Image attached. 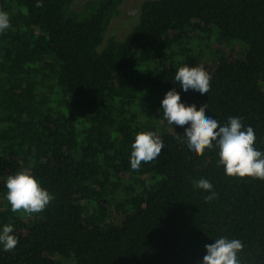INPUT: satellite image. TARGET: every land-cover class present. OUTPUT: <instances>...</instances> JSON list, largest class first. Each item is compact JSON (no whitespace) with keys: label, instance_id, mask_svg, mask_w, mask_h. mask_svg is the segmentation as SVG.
<instances>
[{"label":"trees","instance_id":"trees-1","mask_svg":"<svg viewBox=\"0 0 264 264\" xmlns=\"http://www.w3.org/2000/svg\"><path fill=\"white\" fill-rule=\"evenodd\" d=\"M37 2L0 0V232L19 241L0 264H203L219 238L264 264V180L229 177L215 145L196 155L162 108L176 90L220 126L238 117L264 153V0H146L122 39L106 35L124 0ZM183 66L212 76L207 95L183 91ZM147 131L165 147L133 170ZM21 171L54 197L43 212L11 210Z\"/></svg>","mask_w":264,"mask_h":264},{"label":"clouds","instance_id":"clouds-1","mask_svg":"<svg viewBox=\"0 0 264 264\" xmlns=\"http://www.w3.org/2000/svg\"><path fill=\"white\" fill-rule=\"evenodd\" d=\"M37 8L43 3L37 2ZM11 26L10 16L0 11V33ZM184 92L189 89L207 95L211 90L212 76L200 67H180L175 75ZM162 108L169 124L186 128L184 137L188 147L196 155L203 156L205 150H211L214 145L219 149V163L224 166L229 177L264 180V153L254 148L256 136L253 128L246 129L238 117L229 118L225 126H220L211 116L206 115V103L199 110L195 104L186 106L181 102V96L176 90L168 91L162 100ZM165 147L162 139L154 132H140L132 144L131 167L139 170L141 162H151L161 155ZM195 187L212 195L205 197L211 201L215 197L213 185L205 179L194 182ZM7 200L13 212L23 211L29 215L43 212L54 197L28 171H21L9 176L6 182ZM12 225H5L0 232V244L5 252L13 251L19 241L12 235ZM207 254L203 257V264H239L238 253L243 250L240 240L227 238L216 239L213 244L205 245Z\"/></svg>","mask_w":264,"mask_h":264},{"label":"rangeland","instance_id":"rangeland-1","mask_svg":"<svg viewBox=\"0 0 264 264\" xmlns=\"http://www.w3.org/2000/svg\"><path fill=\"white\" fill-rule=\"evenodd\" d=\"M87 1L89 0H76L74 8L80 10ZM144 1L146 0H124L120 15L113 19L106 38H124L130 28L138 22L140 5ZM225 50L229 52L231 47L225 46Z\"/></svg>","mask_w":264,"mask_h":264}]
</instances>
